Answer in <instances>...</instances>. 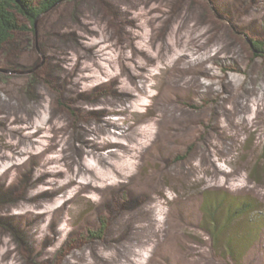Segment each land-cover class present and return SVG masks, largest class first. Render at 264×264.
I'll list each match as a JSON object with an SVG mask.
<instances>
[{"label":"rangeland","instance_id":"rangeland-1","mask_svg":"<svg viewBox=\"0 0 264 264\" xmlns=\"http://www.w3.org/2000/svg\"><path fill=\"white\" fill-rule=\"evenodd\" d=\"M19 19L29 30L15 33L0 50V101L17 108L9 109L6 118L23 116L30 124L28 140L14 142L0 129L1 182L12 188L0 213H33L24 222L52 226L54 239L46 236L48 231L40 236L35 227L30 232L54 254L34 251L33 239L16 224H0V264H37L35 255L49 264H67L66 256L80 247L98 254L97 264H264L259 214L223 230L227 210L221 208L214 230L204 210L206 196L222 193L251 197L264 210V184L252 178L264 159V52L259 50L264 47L263 0H67L41 15L34 26ZM80 19L92 31L83 33L85 46L95 50V57L81 50L87 58L83 65L76 52L80 46L69 34L76 32L69 25L75 27ZM53 44L66 50L73 45L70 66L78 72L77 81L86 89L100 88L88 101V110L94 113L108 102L112 122L143 134L136 144L124 138V131H113L118 140L107 138L130 148L118 153L120 161L105 163L82 151L87 148H81V137L75 134L78 124L63 105L61 92L67 88L52 82L45 69L42 53ZM42 91L55 100L51 109L46 105L47 111L41 109ZM126 92L133 100L127 102ZM72 94L77 97L64 92ZM19 110L24 113L18 115ZM81 118L84 125L103 124L100 115ZM32 132L38 133L33 145ZM18 140L22 150L14 157L10 145ZM43 174L51 176L40 186L44 192L57 189L48 185L54 181L62 189L54 200L43 198L48 200L43 206H30L25 196ZM130 200L135 205L131 215L124 211ZM100 218L107 223L109 218L110 228L111 218L122 223L116 220L102 240L83 239L100 228ZM209 226L221 234L214 236ZM133 227L144 231L136 234L135 249L126 252L124 230ZM232 236L240 241L239 249L247 244L238 257L228 251ZM107 249L118 250L120 257Z\"/></svg>","mask_w":264,"mask_h":264},{"label":"bare ground","instance_id":"bare-ground-1","mask_svg":"<svg viewBox=\"0 0 264 264\" xmlns=\"http://www.w3.org/2000/svg\"><path fill=\"white\" fill-rule=\"evenodd\" d=\"M263 4H264V0H263ZM69 26L72 29H76V32H74V33L69 32V34L73 35V39H74L75 43L78 44V46H80L79 50H77L76 52L78 53V55L80 57L79 58V65L80 64L83 65V62L87 59V58H85L84 53L82 52L83 50H85V51L87 50V54H90L91 56L95 57V50L90 48V47L85 46L86 43L84 42L85 40L83 37L84 36L83 33L86 35V34L92 32L91 26L86 22V19H84V20L80 19V21L77 23V25L75 27L71 26V25H69ZM81 31H83V32L81 33ZM65 37H67V36H65ZM81 40H83V42L85 44L84 43H83V45L81 43L79 44V42ZM74 50H75V48H73V45L71 46V48H69V50L68 49L66 50L61 46L59 47V45H57V44H55V46L53 44V47H51V51L46 50L44 52V54L42 53V56L44 58L45 69L49 72L48 78L51 79L52 82H54V83L57 82L58 85H61L63 89L67 88L66 91L62 90L63 92H61L65 98L63 101V105H65L69 109V113L71 115H73V118H71V119L74 121V123L78 124L77 129H76L77 133H75V132L74 133L81 137V142L83 145V146L81 145V148L82 149L84 147L87 148V151L86 150L85 151L82 150V151L87 153V154L98 155L101 158V161H105V163L108 160H112V161L114 160L115 161L118 158H119L118 160L120 161L123 158L122 155H119L121 153V150L127 151V150H130V148L129 149L124 148L123 145H121L119 143V141L109 142V141H107V138L114 137L118 140V136L113 131H117V132H120V131L123 132L124 131V133H123L125 135L124 138H126V136H127L129 143L133 142L136 144L138 137L140 136L142 138L143 134H141L140 132H139L140 134L139 133L136 134V132H134V131H136V129L134 130V128H132V129L129 128L127 130H123L121 128L120 124H118L117 122H114V121L112 122L111 119L108 117L110 115V111L108 109L109 105L106 104L108 102H103V103L99 104V105H102V108L94 109V111H96L94 113H92L91 111L88 110V108L90 107L87 105L88 101L94 100V98L97 96L96 94L98 93V90L100 88L99 87H93V88L86 89V87L82 86V83L84 84L83 81H81V82L77 81V80H80V77L78 76V72L75 71V69L73 70V68H71V66H70V61L72 60V57L74 55V54H72L73 52L70 53V51H74ZM81 80H83V78ZM119 85H120V83H119ZM64 92H66L67 94L71 93V92L76 93L77 97H74L73 94L71 95V97L68 95H64ZM129 94L130 93H127V92L123 93V96L128 95L127 96L128 97L127 102L133 100V96H131ZM39 98H41V103L42 104L44 103L42 105L41 109H44L46 111L48 110L46 105L47 104L49 105V103H50V108L49 107L48 108L51 109V104H53L55 102V100H52V96L47 92L43 93V91H42L40 93ZM97 98L99 99V101L101 100V97H97ZM4 102L0 101V106H1L0 116L2 118V119H0V126H1L0 129L2 131H5L8 138L11 137V139L14 142L17 141V139H19V137L22 139L28 140V137L25 134L28 132L29 127H27V125L30 124V122L25 120V119L22 120L21 118L23 116L19 117L18 120L15 119L13 121L8 117L6 118V115H9L10 112H12V111L15 112V109H17V108H15V106H14V108L13 107L11 108L12 105L7 104L6 101H4ZM126 108L128 110V106H126ZM9 109H10V112H8ZM115 110H118V108ZM19 111L20 112L18 113V115L19 114L21 115L22 113H24L21 110H19ZM89 114L103 116V121H102L103 124L101 126H99L98 124H96L94 122V124L88 123V125H84L85 122L81 121L80 118L81 117L82 118L89 117ZM32 125H33V123H31V126ZM32 129H35V128L31 127V131H32ZM152 131H153V127L148 128L149 134L152 133ZM32 134H34V132H32ZM37 135H38V133L34 134L32 136H29L32 139L31 140L32 145L35 142L34 138ZM120 137H121V135H119V138ZM19 142H20V140H18V144L14 143V146L10 145L12 148V149L10 148V150H13L14 157L17 154L19 155L20 150H22V148H20V146H21L20 144H22V143H19ZM22 142L24 143L23 140H22ZM72 148H73V146H72ZM33 149H34V147H33ZM70 149L71 148L69 147V150ZM116 150H120V151H116ZM166 152H168V150ZM122 154H123V152H122ZM178 156H180V153L177 154L176 156H174L173 159L174 160L177 159ZM182 158L185 160L186 156H182ZM111 168L115 169V171H117L116 167L110 166V169ZM49 177L51 178L50 175L43 174V175L39 176L33 182L32 186L30 187L31 192H29L27 194V196H25L26 200H24V201L26 203H28L30 206L31 205L35 206L36 204H39L38 206L40 207L43 203L48 202V200H46V202H45L43 198L49 196L50 200L55 199L53 197H55L56 192L61 191V189H62V187H60L58 189V183L57 182L55 183V181H54V184L48 183L49 186H56L57 187V189H56L57 191L53 190L50 194L47 192H44L40 188V186H42L44 183L46 185L47 181H49V179H50ZM1 179H2V177L0 175V190L4 189L5 191L2 195H0V207H1V205L3 206L5 204V202L8 200L10 195L12 196L11 186H8L7 183H5V182L2 183ZM18 181H19V183L21 182V176L20 175L16 176V183ZM138 195L142 196V194H138ZM119 197L120 196L114 197L113 203L116 204V202H114V200L119 198ZM110 201L111 200H109V202ZM132 201L130 200L128 202L129 205L127 203L124 205V208H127V209H124V211L128 212V214H130V215H131V213H130L129 209L133 210L135 207V205H132ZM134 202L138 203V199H135ZM110 204L112 205V202ZM125 212H121L122 214H124V215H122V217H126L128 215V214H125ZM46 213H47L46 215H49L48 213H50V212H46ZM34 215L35 214L30 213V214H28V216H24V217H25V219L26 218H32ZM24 217H18L15 215H11L9 213L7 216H3V213H0V224H9L10 223L11 226L13 224H16L15 226H16V228L19 229L18 230L19 232L23 233L24 235H30L31 236V238L33 239V246L35 248L34 251L39 250L43 253L44 256H47V257H48V255H53L54 254L53 249L51 250V249H49V247L43 248V243H42L41 239H39V235H40L39 232L47 233V231H48V233L46 236L52 238L50 235V232L52 230V226L47 227V226H42V224H40V223H35L36 226H34V227L36 229H38L39 235L36 233L34 235L33 234L31 235L30 230L33 229L34 227L27 224V222H24V220H25ZM122 217H120V218H122ZM120 218H119V220H117L115 218H111L113 221V225L110 229H112V228L114 229L117 221L122 223ZM40 230H42V231H40ZM143 231H144V228L138 229L135 227H133V229H130V230H124V238H125V241L123 243V244H125L124 245V251L130 252V251H133V249H135L134 239L137 240L136 234L139 233L142 236ZM130 236H131V239L130 240L127 239ZM52 239H54V238H52ZM109 241H110V239H109ZM114 247L117 248L116 246H114ZM107 250H109L111 253H113L114 256L120 257V252L118 250H115V251H112L110 249H107ZM96 255H98V254H95V256H94L92 253L88 252L87 248H85V249L82 247L76 248V250L75 249L72 250L71 253L66 256L67 258H66L65 263H67V264H88V261L92 259L94 261V264H97V261H100V260H98L96 258ZM114 256H112L113 260L115 259ZM39 257L40 256L35 255V260L37 261V264H49V262H50L49 260H40L42 258H39ZM109 260L110 259L103 258L104 263H109L108 262ZM89 264H91V263H89Z\"/></svg>","mask_w":264,"mask_h":264},{"label":"trees","instance_id":"trees-1","mask_svg":"<svg viewBox=\"0 0 264 264\" xmlns=\"http://www.w3.org/2000/svg\"><path fill=\"white\" fill-rule=\"evenodd\" d=\"M65 1L67 0H0V50L10 39L13 38L15 33L29 30L27 25L23 26L21 24L19 17L24 18L34 26L36 20L41 15L50 12ZM31 30H33V28ZM254 49H256V51L262 50L260 51L261 53L264 52V47H261L258 50V48L254 46ZM252 178L255 179L256 182L264 184V159L261 167L257 170L255 169L252 173ZM221 208H226L225 211L227 210L225 213L226 220L224 222L223 230L229 228V226H231L236 220L244 217L250 218L253 214L260 215L257 219V223L260 222L259 225L262 223L264 224V210L261 209L257 201L251 197H235L228 193H222L215 198L206 196L204 199V210L206 214L211 216L214 230L218 229L215 219L216 213H218ZM99 222L100 228L98 230L90 231L88 234L83 235L82 238L86 241L92 242H94L93 240H102L108 227L110 229V221L108 218L107 223L105 218H100ZM210 226L209 230L214 236L221 234H217L214 230H211ZM206 227L208 228V226ZM235 240V236H232V238L228 240V251H230L233 256L235 255L233 253H236L238 257L241 254L242 248L244 250L247 244H243V247L239 249L237 245L240 241ZM241 242L244 243L242 240Z\"/></svg>","mask_w":264,"mask_h":264}]
</instances>
